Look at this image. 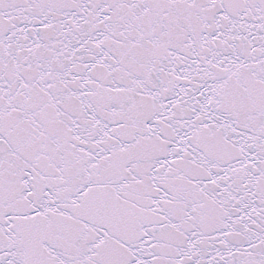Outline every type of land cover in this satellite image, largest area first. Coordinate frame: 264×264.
<instances>
[{
	"label": "snow or ice",
	"instance_id": "snow-or-ice-1",
	"mask_svg": "<svg viewBox=\"0 0 264 264\" xmlns=\"http://www.w3.org/2000/svg\"><path fill=\"white\" fill-rule=\"evenodd\" d=\"M0 264H264V0H0Z\"/></svg>",
	"mask_w": 264,
	"mask_h": 264
}]
</instances>
